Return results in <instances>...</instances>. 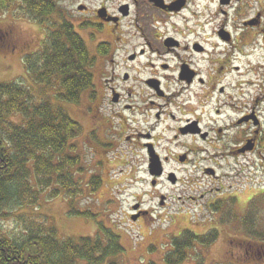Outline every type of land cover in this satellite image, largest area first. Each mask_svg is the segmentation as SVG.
<instances>
[{"label":"flooded vegetation","instance_id":"1","mask_svg":"<svg viewBox=\"0 0 264 264\" xmlns=\"http://www.w3.org/2000/svg\"><path fill=\"white\" fill-rule=\"evenodd\" d=\"M78 9L79 34L94 47V80L83 105L91 139L103 151L139 149L141 182L150 183L149 195L158 199L155 208L137 199L135 221L157 219V208L168 211L163 189L183 186L175 202L218 212L205 233L219 235L242 222L238 191L248 182L232 167L251 155L264 159V87L244 81L249 72L235 62L251 55L246 48L260 38L264 44V0H83ZM13 35L10 25L0 28V47L15 49ZM152 159L161 161L160 175L151 174ZM201 177L206 185L197 197ZM258 193L249 196L250 205L264 197V187ZM257 218L246 220L255 224ZM246 235L230 234V250L264 259V223Z\"/></svg>","mask_w":264,"mask_h":264},{"label":"trees","instance_id":"2","mask_svg":"<svg viewBox=\"0 0 264 264\" xmlns=\"http://www.w3.org/2000/svg\"><path fill=\"white\" fill-rule=\"evenodd\" d=\"M19 2L46 33L41 50L26 59L28 71L38 83L59 88L56 98L61 102L78 103L93 85L85 41L56 0H0V13L18 16L13 8ZM81 132L80 122L62 105L55 107L49 99L38 102L29 88L16 82L0 83V264H120L113 257L124 247L113 229L101 226L96 235L61 237L49 215L37 211L44 198L62 195L71 215L96 216L75 205L84 185L96 191L101 183L96 174L87 183L75 174L85 171L81 156L69 153L76 149L71 140ZM10 216L18 225L14 234L3 227ZM187 234L183 245L176 241V254L166 256L169 264L184 260L183 247L197 237Z\"/></svg>","mask_w":264,"mask_h":264},{"label":"rangeland","instance_id":"3","mask_svg":"<svg viewBox=\"0 0 264 264\" xmlns=\"http://www.w3.org/2000/svg\"><path fill=\"white\" fill-rule=\"evenodd\" d=\"M56 1L62 7L64 17L71 20L73 27L79 33L78 7L79 2L83 0ZM13 9L18 16H14L12 11L0 13V28L10 25L14 29L13 40L16 44L15 49L7 46L0 47V83L21 84L35 94L38 102L49 99L55 107L62 105L73 119L80 122L82 132L77 138L71 140L76 149L74 151L69 149V153L81 156L85 171L79 174L75 168L73 170L76 171V176L83 180V183L90 182L95 174L101 180L96 191H92L90 185H84V194L76 198V207L91 210L96 215L94 218L71 215L69 202L62 195L55 198H44L41 201L37 211L49 215L48 222L57 228L59 236L79 239L82 236L96 235L101 226L109 227L120 235V242L124 247V252L113 257L118 263L169 264L166 256L171 251L176 254L177 249L172 248L176 245V241L183 245L182 242L187 241L188 231L193 233L198 231L201 232L197 233L199 237H192L189 244L183 247L184 260L172 264H264V259L256 261L246 253L231 251L230 240L227 238L230 234L248 237L246 234L252 233L257 223H264V197L261 196V199L254 200L251 205L248 200L249 196L257 194L264 187V159L251 155L241 159L238 167L236 165L232 167V170L235 168L238 170L242 183L243 181L248 182L242 185L241 191H238L242 198L236 208V217L237 219L243 218V221H239V224H228L223 228L220 236L212 231L205 233L211 223L209 220L218 215L214 208L202 210L188 202L185 204L175 202L183 186L178 188L166 186L163 189L170 196L172 206L168 211L157 208L154 209V216L159 214L157 219L152 220L148 217L144 219L145 221H135L131 210L137 199H142L144 205L149 208H155L158 205V199L149 195L151 194L150 183L141 182L144 162L136 155L140 153V150L127 151L123 145H112L107 151H103L101 145L91 139L92 123L84 116L83 110L87 99L85 96L87 89L82 93L78 103H65L56 98V94L60 91L59 88L45 86L35 80L25 62L29 54L41 50L46 33L41 24L30 19L31 16L24 14L20 2ZM54 14L55 21H59V14ZM26 41H29V44L24 48ZM259 42L260 44L255 47L253 44L246 48L247 53L252 52L251 55L244 58L240 54V59L235 63L242 67L243 72H249V76H245L244 81L248 82L247 78H253V82L264 87V81L256 80L260 76L261 80H264V69L260 68L264 67L261 65L264 64L262 38ZM87 48L91 57L89 67L91 69L94 47L87 46ZM95 82H98L97 77ZM256 87L258 85L251 88ZM14 119L20 121L21 117H14ZM90 119L94 120V117L91 116ZM100 133L103 136V132ZM89 138L95 143L92 144ZM261 149L264 154V147ZM171 168L173 166L168 165V169ZM224 170L228 171L226 168ZM180 175L186 177L188 174L180 172ZM197 184L194 185L197 189L194 194L198 197L203 192L199 186L206 185V178L205 180L199 178ZM248 204L250 205L249 210H246ZM225 216L228 218L231 214ZM256 216L258 222L255 224L246 220V217ZM12 217L14 216H10L9 220H3V227L14 234L18 231V225L15 221L16 217ZM171 259L174 261V258Z\"/></svg>","mask_w":264,"mask_h":264},{"label":"water","instance_id":"4","mask_svg":"<svg viewBox=\"0 0 264 264\" xmlns=\"http://www.w3.org/2000/svg\"><path fill=\"white\" fill-rule=\"evenodd\" d=\"M150 171L152 175H160L162 173L161 161L152 159L150 161Z\"/></svg>","mask_w":264,"mask_h":264}]
</instances>
